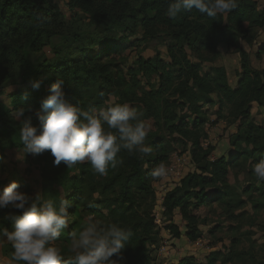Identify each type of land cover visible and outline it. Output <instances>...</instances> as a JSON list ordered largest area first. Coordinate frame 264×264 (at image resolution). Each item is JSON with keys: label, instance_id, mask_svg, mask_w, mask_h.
I'll use <instances>...</instances> for the list:
<instances>
[{"label": "trees", "instance_id": "obj_1", "mask_svg": "<svg viewBox=\"0 0 264 264\" xmlns=\"http://www.w3.org/2000/svg\"><path fill=\"white\" fill-rule=\"evenodd\" d=\"M260 1L264 0H238L233 12L217 19L192 10L173 20L166 15L171 0H0V161L8 150L22 153V120L31 119L34 126L38 125L41 101L50 95L58 78L65 81L64 91L73 103L99 109L114 98L115 103H129L143 112V118L155 128L146 141L153 148L152 155L140 159L124 151L120 154L123 164L109 169L107 177L96 174L87 162L68 169L63 162L56 166L50 151L38 156L33 164L41 172L40 194L69 202V225L57 242L71 243L69 234L79 232L86 221L117 223L134 232L122 264H153L149 246L157 243L152 206L158 181H153L150 173L170 160V145L160 138L163 134L178 136L189 146L191 160L201 167L200 173L187 176L165 200L171 220L180 209L192 230L191 240L195 239L192 234L197 224L192 204L206 201L194 191L224 184L230 169L241 161L255 159L256 164L264 159L262 153L258 154L264 150V128L252 120L254 107L264 114V70L252 68L250 55L242 47L248 29H264ZM68 14L90 17L94 25L117 35L118 41L134 39L136 45L155 49L165 46L168 61L160 53L148 59L139 57L125 71L121 57L125 49L117 39L105 45L80 35L64 37L63 44L47 55L44 49L62 35L61 26ZM96 46L100 50L94 54ZM220 46L240 56L241 72L235 90L226 69L217 65ZM263 56L264 44L256 58ZM205 65L211 67L206 70ZM42 77L47 78L40 89H33L30 81ZM10 88L16 90L6 96ZM209 106L218 107L219 114L229 109L230 115L224 120L240 123L235 152L229 159H213L214 147L204 146ZM20 110L25 112L23 118L17 115ZM242 143L247 150L241 148ZM185 190L190 191L182 195ZM0 226L12 230V224L3 219ZM167 230L174 238L182 235L172 223ZM12 252L11 245L4 248L9 259ZM215 263L211 259L208 264Z\"/></svg>", "mask_w": 264, "mask_h": 264}, {"label": "clouds", "instance_id": "obj_2", "mask_svg": "<svg viewBox=\"0 0 264 264\" xmlns=\"http://www.w3.org/2000/svg\"><path fill=\"white\" fill-rule=\"evenodd\" d=\"M237 7L238 0H171L166 15L175 20L182 13L195 10L217 19ZM46 78L30 81L31 87L40 89ZM64 84L58 78L50 95L41 101L37 126L31 119L22 120L19 135L24 157L50 151L56 166L63 162L71 169L87 162L96 174L107 177L109 169L123 164L120 154L124 151L140 159L152 155L153 148L146 143L151 125L143 118V112L129 103L111 102L99 109H85L66 96ZM24 114V110L17 112L20 118ZM252 172L258 182H264V159L253 166ZM169 175L170 169L164 163L150 173L153 181L160 182ZM68 207L65 198L57 202L39 193L30 196L16 182L5 187L0 192V212L8 210L2 219L12 224V230L0 226V243H10L13 249L8 264H122L134 232L117 223L104 225L99 221H86L79 232L69 234L72 258L65 259L54 242L68 228Z\"/></svg>", "mask_w": 264, "mask_h": 264}, {"label": "rangeland", "instance_id": "obj_3", "mask_svg": "<svg viewBox=\"0 0 264 264\" xmlns=\"http://www.w3.org/2000/svg\"><path fill=\"white\" fill-rule=\"evenodd\" d=\"M62 7L65 5L62 4ZM259 9H264V1L259 2ZM247 37L242 41V47L248 52H252V57L257 62L256 53L264 43V30L263 29H248ZM62 35L54 38L50 46L44 49L47 55H52L51 49L53 47L61 46L65 38L80 35L87 40L96 39L101 43L107 41H114L121 43L123 48L122 59L124 70L127 71L138 60L139 57L148 59L153 58L160 53L161 58L168 61L167 48L160 46L157 49L147 48L143 44H134L133 40L118 41L119 37L114 33H107L103 27L96 26L92 23L90 17L79 14L78 18L72 15H66V18L61 26ZM65 37V38H64ZM96 42L100 45L98 41ZM257 42L254 44V42ZM109 43V42H108ZM107 43H105L106 45ZM100 46L93 48L94 54H97ZM223 58L218 62V66H227L230 71L231 80L237 78L239 80V72L235 70L237 65H240V56L232 50H224ZM263 58V57H262ZM262 59L259 61L261 62ZM239 63V64H238ZM258 68H262V63L256 64ZM211 66L205 65L206 70ZM241 69V68H240ZM16 89L10 88L6 91V96L14 93ZM216 99V98H214ZM111 103H115L114 98L110 99ZM218 107L209 106L206 108L208 115V123L205 125V132L207 146L214 147L215 151L212 155L213 159L225 156L227 159L235 152L234 143L236 135H238L239 122L232 123L229 120H224V117H229L230 111L226 109L219 114ZM187 109H185V112ZM182 113L181 111H179ZM220 118V119H219ZM252 120L257 125L264 128V114L256 107L252 112ZM150 132H154L155 128L153 123ZM245 127H243L244 130ZM264 133V131H263ZM171 149L170 160L166 164L171 167L177 158H190L188 155L189 146L183 144L184 142L178 136L170 137L167 133L160 136ZM242 149L248 147L242 143ZM264 156V150L258 154ZM259 157V156H258ZM38 159V156L27 155L18 152V150H8L5 152L4 157L0 161V192L11 183L16 182L21 185V190L30 196H35L41 193L42 179L38 166L33 164ZM185 171V178L180 184L175 181L160 182L158 181L155 186L158 187L156 193L161 195L162 187L179 188L187 176L191 174L200 173L195 162L190 160ZM255 165V159H247L241 161L238 167L231 168L228 179L224 184H216L212 187H207L204 191L201 189L195 190L197 195L202 199H206L202 203L192 204L191 211L194 212L196 217V232L195 239L191 240L189 237L190 230L188 224L183 217L179 214L175 218L167 213L165 204L158 194L152 206V214L156 215L162 213L164 208V219L169 223L176 226L179 231L182 230L183 241L180 245L173 244L175 239L173 234L166 230L162 233L157 232V243L149 246L150 253L153 259V264H180L181 261L191 260V264H208L211 259H215V264H264V182H258L252 172ZM203 167V166H202ZM176 179V176L173 178ZM190 190H185L181 194L188 193ZM201 199V200H202ZM8 210L0 212V223L2 217ZM17 214H21L19 210ZM94 220V218L92 217ZM92 220V221H93ZM172 221V222H171ZM182 236V235H181ZM177 239V238H176ZM179 239V238H178ZM163 240L168 241L172 246L170 255L159 256L160 245ZM200 241L201 244L198 242ZM71 243L54 242V246L59 247L66 258H72V253L69 251ZM10 243H0V264H8L9 258L4 255V248Z\"/></svg>", "mask_w": 264, "mask_h": 264}, {"label": "built area", "instance_id": "obj_4", "mask_svg": "<svg viewBox=\"0 0 264 264\" xmlns=\"http://www.w3.org/2000/svg\"><path fill=\"white\" fill-rule=\"evenodd\" d=\"M190 157V156H189ZM191 158H189L188 160L186 158H177L175 163L169 167L170 169V175L168 177L167 180L165 181H162L163 182H167V181H175L176 183L180 184V182L185 178V171L187 169V164L188 162H191L190 161ZM174 176H176V179L174 180ZM155 189L157 190L158 187L155 186ZM171 188H167V187H162V193L161 195H159L157 192L156 195L158 194V196H160V199L162 200L163 202V205L165 204V200H166V197L167 195L171 192ZM165 209L163 208L162 209V213H159V214H152L153 215V219H154V226H155V230L157 232L160 231V233L164 232L165 229L167 230V223L164 219V215H165ZM170 224V223H169ZM199 244L200 241L198 242ZM173 245V244H172ZM168 241L166 240H163L161 245H160V250H159V256H168L170 255V249H171V246H172Z\"/></svg>", "mask_w": 264, "mask_h": 264}, {"label": "crops", "instance_id": "obj_5", "mask_svg": "<svg viewBox=\"0 0 264 264\" xmlns=\"http://www.w3.org/2000/svg\"><path fill=\"white\" fill-rule=\"evenodd\" d=\"M264 30V29H263ZM255 43H257L256 41L254 42V44ZM264 44V43H263ZM222 49H226L227 50V47H225V46H220V48H219V52H220V54H221V58H220V60L223 58V56H224V54H223V51H222ZM222 51V52H221ZM248 53H249V55H250V58H251V64H252V68L254 69V70H256V71H262V70H264V56H263V58H262V60H261V62L259 61V60H257V62H255V60H254V58L252 57V52H250V51H248ZM240 60L238 59V62H239ZM241 62V61H240ZM259 63H262L263 65H262V68H258L257 67V65L256 64H259ZM239 64V63H238ZM223 67V66H222ZM224 68L226 69V71H227V74H228V80H229V84H230V86H231V88L233 89V90H235V89H237V87H238V83H239V80L237 79V78H235L234 80H231V77H230V71L228 70V68H227V66H225L224 65ZM241 63H240V65H237V67L235 68V70L237 71V72H239L241 69ZM215 98V97H214ZM221 157H223L222 155H221ZM180 215L181 217H182V214H181V211H180V209H176L175 210V212H174V217L176 218L177 217V215ZM181 232V234H182V236L178 239H174L173 241H172V243L173 244H179L180 245V242L181 241H183L184 239H183V234L184 233H182V230L180 231Z\"/></svg>", "mask_w": 264, "mask_h": 264}]
</instances>
